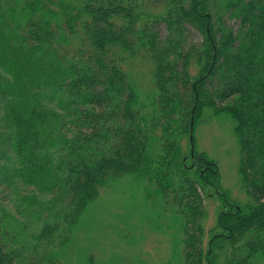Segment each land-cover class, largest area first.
Segmentation results:
<instances>
[{"label": "trees", "instance_id": "16d2710c", "mask_svg": "<svg viewBox=\"0 0 264 264\" xmlns=\"http://www.w3.org/2000/svg\"><path fill=\"white\" fill-rule=\"evenodd\" d=\"M134 58L153 65L147 114ZM204 108L234 119L248 204L194 148ZM148 170L183 221L184 264H264V0L0 4V264L55 263L101 188ZM211 194L225 210L204 251Z\"/></svg>", "mask_w": 264, "mask_h": 264}, {"label": "rangeland", "instance_id": "374dc122", "mask_svg": "<svg viewBox=\"0 0 264 264\" xmlns=\"http://www.w3.org/2000/svg\"><path fill=\"white\" fill-rule=\"evenodd\" d=\"M7 3L9 0H0L3 7ZM26 15L21 13L18 19L23 21ZM125 67L137 86L143 112L147 114L156 93L153 65L147 58H134ZM192 133L196 151L217 163L222 189L229 198L242 205L250 203L252 199L241 180L240 141L232 116L204 108ZM182 144L183 153L187 154L190 137L184 138ZM144 173L111 178L87 206L67 242L55 251L53 264H184L183 221L162 207L154 193L155 186L148 180L150 170ZM212 194L205 200L208 216L203 223L204 251L220 212L225 210L221 198ZM215 264H226V254L219 255Z\"/></svg>", "mask_w": 264, "mask_h": 264}]
</instances>
